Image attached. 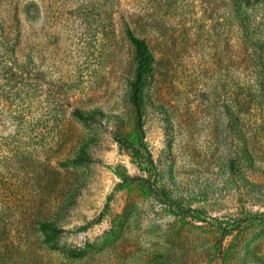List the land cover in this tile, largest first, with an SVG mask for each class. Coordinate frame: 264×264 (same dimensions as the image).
<instances>
[{
    "label": "rangeland",
    "instance_id": "374dc122",
    "mask_svg": "<svg viewBox=\"0 0 264 264\" xmlns=\"http://www.w3.org/2000/svg\"><path fill=\"white\" fill-rule=\"evenodd\" d=\"M0 264H264V0H0Z\"/></svg>",
    "mask_w": 264,
    "mask_h": 264
},
{
    "label": "trees",
    "instance_id": "16d2710c",
    "mask_svg": "<svg viewBox=\"0 0 264 264\" xmlns=\"http://www.w3.org/2000/svg\"><path fill=\"white\" fill-rule=\"evenodd\" d=\"M126 35H127L128 40L131 42L134 48V59L136 62V68H135L136 81L133 84V87H134L133 99H134L135 110H136L135 130H136V136H137V142H138L137 146H138V150L141 152L143 156L144 163L148 166L152 164V159L147 154L145 145L143 143L144 128H143L140 104L138 102L137 96H138V91L140 90L141 84H143L147 79L152 77V64L154 61V57L144 38H141L135 35L134 32L129 27H126ZM119 144L124 145L125 141L119 140ZM129 180L139 181L144 184L147 183L148 186L151 187L150 183L147 182L144 177H133L132 179H129ZM39 230L43 233L44 240L47 243H51V241L58 234L61 233L60 229L55 228L53 224L48 221L40 222Z\"/></svg>",
    "mask_w": 264,
    "mask_h": 264
}]
</instances>
